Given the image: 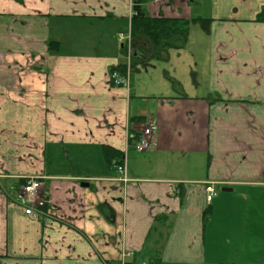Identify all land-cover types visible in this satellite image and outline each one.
Segmentation results:
<instances>
[{
	"label": "crops",
	"instance_id": "1",
	"mask_svg": "<svg viewBox=\"0 0 264 264\" xmlns=\"http://www.w3.org/2000/svg\"><path fill=\"white\" fill-rule=\"evenodd\" d=\"M140 6L193 30L165 51L132 34L123 88L133 0H0V264H264V0Z\"/></svg>",
	"mask_w": 264,
	"mask_h": 264
},
{
	"label": "built area",
	"instance_id": "2",
	"mask_svg": "<svg viewBox=\"0 0 264 264\" xmlns=\"http://www.w3.org/2000/svg\"><path fill=\"white\" fill-rule=\"evenodd\" d=\"M119 40L128 51V64L125 66L124 71L113 70L110 73V79L117 87L129 88L130 86V73L132 72V34L128 32L126 34H120ZM149 126V127H148ZM147 128H144L140 135L131 140L130 145L138 152L153 151L156 146V137L158 127L155 123L150 122ZM125 159L121 164L117 166V173L120 176L119 180L127 182L129 181L126 173V167L124 165ZM42 181L40 177H29L26 179V183L23 186L20 193L17 195V200L24 205V212L26 216L31 219L38 220L44 215V209L47 205V201L42 193ZM206 203L210 205L213 200L218 196V189L215 184L208 183L205 187ZM119 264H129L123 261ZM131 264H149L145 261L133 262Z\"/></svg>",
	"mask_w": 264,
	"mask_h": 264
},
{
	"label": "trees",
	"instance_id": "3",
	"mask_svg": "<svg viewBox=\"0 0 264 264\" xmlns=\"http://www.w3.org/2000/svg\"><path fill=\"white\" fill-rule=\"evenodd\" d=\"M134 1V15L132 17V34L136 37V34H140L148 38L153 45L159 51H165L166 49H181L188 40V22H181L177 19H166V18H150L148 17L142 7L140 6L147 0H133ZM202 22V20H198ZM204 29L209 31V24H202ZM135 65V64H134ZM133 58H132V67ZM124 70V69H123ZM138 123H142V118H135L133 120ZM133 140V138H131ZM130 139V143H131ZM113 153L111 149H107ZM119 160L122 158L120 153H116L115 159ZM112 163V162H111ZM120 161L116 163L119 165Z\"/></svg>",
	"mask_w": 264,
	"mask_h": 264
},
{
	"label": "rangeland",
	"instance_id": "4",
	"mask_svg": "<svg viewBox=\"0 0 264 264\" xmlns=\"http://www.w3.org/2000/svg\"><path fill=\"white\" fill-rule=\"evenodd\" d=\"M190 29H192V26H190ZM193 30V29H192ZM192 34H193V36H196V39L199 37V34H200V32H198L197 34H196V32L194 33L193 31H192ZM149 125V123H147L146 124V126L144 127V128H147V126ZM149 127V126H148ZM143 128V129H144ZM47 201V200H46ZM46 207H47V205H46ZM45 207V208H46ZM44 212H45V209H44Z\"/></svg>",
	"mask_w": 264,
	"mask_h": 264
},
{
	"label": "water",
	"instance_id": "5",
	"mask_svg": "<svg viewBox=\"0 0 264 264\" xmlns=\"http://www.w3.org/2000/svg\"><path fill=\"white\" fill-rule=\"evenodd\" d=\"M86 186H87V184H86ZM222 191L223 192H232L233 190L232 189H229V188H223Z\"/></svg>",
	"mask_w": 264,
	"mask_h": 264
}]
</instances>
